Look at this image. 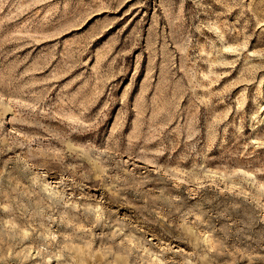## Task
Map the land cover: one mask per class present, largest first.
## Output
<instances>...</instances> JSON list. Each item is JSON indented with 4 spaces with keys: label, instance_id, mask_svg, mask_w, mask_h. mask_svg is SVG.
<instances>
[{
    "label": "rangeland",
    "instance_id": "1",
    "mask_svg": "<svg viewBox=\"0 0 264 264\" xmlns=\"http://www.w3.org/2000/svg\"><path fill=\"white\" fill-rule=\"evenodd\" d=\"M0 264H264V0H0Z\"/></svg>",
    "mask_w": 264,
    "mask_h": 264
}]
</instances>
